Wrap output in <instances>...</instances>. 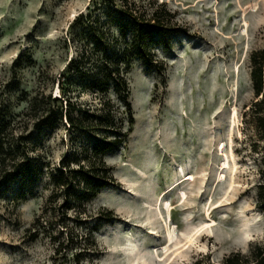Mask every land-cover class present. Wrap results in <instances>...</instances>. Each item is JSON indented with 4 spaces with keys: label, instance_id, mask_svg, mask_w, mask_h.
Wrapping results in <instances>:
<instances>
[{
    "label": "rangeland",
    "instance_id": "obj_1",
    "mask_svg": "<svg viewBox=\"0 0 264 264\" xmlns=\"http://www.w3.org/2000/svg\"><path fill=\"white\" fill-rule=\"evenodd\" d=\"M162 4L170 32L156 34L152 52L165 70L135 57L127 74L135 124L105 158L114 184L87 204L89 224L113 214L95 232L100 250L82 264H159L206 223L184 259L172 255L167 264L200 254L219 264L233 251L264 245V136L250 109V56L264 48V0H0V118L15 119V135L29 136L48 169L59 166L81 138L64 124L40 130V116L44 97L56 95L61 72L82 46L72 40L71 22L81 12L104 20L114 8L128 5L141 15ZM76 94L100 105L99 96ZM48 169L25 196L16 182L0 191V264H53L50 238L31 237L44 209L53 226L61 218L63 199L49 200ZM185 175L190 179L162 196Z\"/></svg>",
    "mask_w": 264,
    "mask_h": 264
},
{
    "label": "trees",
    "instance_id": "obj_2",
    "mask_svg": "<svg viewBox=\"0 0 264 264\" xmlns=\"http://www.w3.org/2000/svg\"><path fill=\"white\" fill-rule=\"evenodd\" d=\"M163 6L141 15L128 5L118 7L107 11L104 20L93 12H81L71 22L72 40L81 42L82 46L60 74L59 95L50 93L44 97L45 108L40 116V126L64 124L72 137L81 138L59 166L48 169V163L33 154L29 136L23 132L15 135V119L0 118V191L16 182L19 195L25 196L33 192L35 183L48 169L53 189L49 200L63 199L59 206L61 218L54 226L47 217V208L32 223L33 240L45 236L54 244L53 264H82L100 250L95 232L102 219H112L113 211H107L106 217H99L92 225L87 217V204L102 189L114 184L112 167L105 158L120 148L133 131L135 117L127 74L135 57L148 67H156L161 74L165 70L152 52L156 34L170 32L166 21L171 13ZM250 61L256 96L250 109L256 127L264 136V48L254 51ZM80 92L99 96L100 105L92 108L80 102L78 96L74 97ZM38 101L35 97L31 107ZM260 188L264 189V183ZM73 209L76 215L72 218L68 211ZM58 225L60 230L53 233ZM187 264L214 263L209 254H200ZM219 264H264V245L255 246L247 254L233 251Z\"/></svg>",
    "mask_w": 264,
    "mask_h": 264
},
{
    "label": "bare ground",
    "instance_id": "obj_3",
    "mask_svg": "<svg viewBox=\"0 0 264 264\" xmlns=\"http://www.w3.org/2000/svg\"><path fill=\"white\" fill-rule=\"evenodd\" d=\"M252 4V3H251ZM256 5V4H255ZM249 6V5H248ZM254 8V7H253ZM246 9V8H245ZM246 12V11H245ZM245 22V21H244ZM59 93H60V90H59V87H57V89H56V95H59ZM222 147V146H221ZM234 163V162H233ZM225 168V167H224ZM234 168V167H233ZM181 170V169H180ZM184 170V169H183ZM180 173H181V171H180ZM141 174V173H140ZM184 174V173H183ZM189 175H191V174H189ZM180 177V176H179ZM194 177V176H193ZM188 179H190V177H188V176H184V177H182V178H180V179H178L176 182H174L171 186H169L168 187V189H166L165 191H164V193L162 194V196H164L166 193H168L170 190H173L176 186H178V185H180L181 183H183L184 181H186V180H188ZM232 181V180H231ZM180 192H183V190L182 191H180ZM185 192V191H184ZM186 193V192H185ZM180 194V193H179ZM180 202L181 203H183V201H184V198H185V195H184V193H182L181 195H180ZM147 202V201H146ZM144 204H146V203H144ZM147 205H148V203H147ZM146 205V206H147ZM150 205V204H149ZM149 221V220H148ZM148 221H146L147 223H148ZM146 223V224H147ZM206 225H209V223H206V224H202V225H200L199 227H197L195 230H193L190 234H188L187 236H185L186 237V239H185V242L184 243H176L175 242V244L173 245V247L171 248V255L169 256V257H167L166 258V260L165 261H163L162 263L160 262L159 264H167V262H168V260L171 258V256L172 255H174V257H176L178 260H182V259H184V257H185V255L184 254H182V252L183 251H185V249H186V251H187V249L188 248H190L191 246H192V244L195 242V240H196V238L198 237V236H200V233H201V231L204 229V227L206 226ZM147 226H149V225H147ZM151 226V225H150ZM171 234V233H170ZM172 234L171 235H167V237H166V241L170 244V243H172L173 241H172ZM181 241H182V239H181ZM180 242V241H179ZM197 243V242H196ZM200 245V244H199ZM168 250V249H167ZM187 255V254H186Z\"/></svg>",
    "mask_w": 264,
    "mask_h": 264
}]
</instances>
